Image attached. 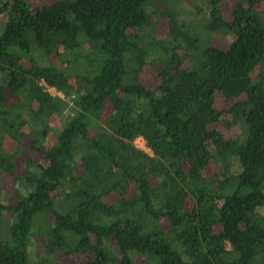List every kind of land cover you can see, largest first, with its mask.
I'll use <instances>...</instances> for the list:
<instances>
[{"label": "trees", "instance_id": "16d2710c", "mask_svg": "<svg viewBox=\"0 0 264 264\" xmlns=\"http://www.w3.org/2000/svg\"><path fill=\"white\" fill-rule=\"evenodd\" d=\"M32 3L0 0V264H264V0Z\"/></svg>", "mask_w": 264, "mask_h": 264}, {"label": "rangeland", "instance_id": "374dc122", "mask_svg": "<svg viewBox=\"0 0 264 264\" xmlns=\"http://www.w3.org/2000/svg\"><path fill=\"white\" fill-rule=\"evenodd\" d=\"M29 1L32 3V0H29ZM50 1H53V0H50ZM188 1L189 0H187V2ZM33 2L34 3H32V4H35V1H33ZM222 10L224 11L225 17L229 18V14H230V12H229V10H230L229 4H227V3L223 4ZM224 41L225 40L223 38L218 37V38H216V40L214 42V45L225 49L226 46H225V42ZM53 61H54V59H53ZM145 72H146L145 73L146 74V77H145L146 84L152 85L153 82H154V76L151 74V72L149 70H146ZM50 124H51V126L56 128L57 130L61 129V124L58 122L56 117L52 118ZM137 145L139 146V143H137ZM10 147L14 149L16 147V144L13 143V144L10 145ZM20 151H21V154L19 155V158H18V166L16 168L17 171H20L23 168L24 162L29 157L32 158V159L38 160L40 162L42 161L41 160V156L39 154L32 153L29 150V146H28L27 142L22 143ZM1 189L5 193H10L11 192V189H12L11 180L8 177H6V176H4L2 178ZM58 259H59V262L61 264H79L82 260L85 259V257L78 255V256H74L70 260H66L63 257L58 256Z\"/></svg>", "mask_w": 264, "mask_h": 264}, {"label": "built area", "instance_id": "2783aa9c", "mask_svg": "<svg viewBox=\"0 0 264 264\" xmlns=\"http://www.w3.org/2000/svg\"><path fill=\"white\" fill-rule=\"evenodd\" d=\"M41 85L43 86V90L45 92H48L50 95L52 96H59L60 98H63V95L61 92L57 91L55 88L53 87H49L47 85H45L44 83H41ZM137 143H139V146L137 145ZM134 144L136 146V148L142 150L145 153L150 154V150L146 147L145 141L142 138H137L134 141Z\"/></svg>", "mask_w": 264, "mask_h": 264}]
</instances>
